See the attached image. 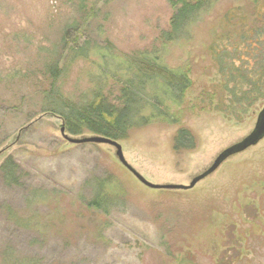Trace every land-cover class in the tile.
Wrapping results in <instances>:
<instances>
[{
  "label": "rangeland",
  "instance_id": "1",
  "mask_svg": "<svg viewBox=\"0 0 264 264\" xmlns=\"http://www.w3.org/2000/svg\"><path fill=\"white\" fill-rule=\"evenodd\" d=\"M172 1L0 0V169L12 159L20 170L18 186L0 172V264H264V138L192 189L160 191L142 185L114 148L68 143L61 118L42 112L52 61L67 64L58 82L65 98L78 103L100 88L118 105L111 72L126 74V60L143 53L191 82L180 104H166L174 120L153 119L117 141L145 180L189 187L249 137L264 100L214 111L220 77L208 47L225 13L251 0H212L189 39L164 44ZM74 46L89 56L66 63ZM181 131L192 148L175 146Z\"/></svg>",
  "mask_w": 264,
  "mask_h": 264
},
{
  "label": "trees",
  "instance_id": "2",
  "mask_svg": "<svg viewBox=\"0 0 264 264\" xmlns=\"http://www.w3.org/2000/svg\"><path fill=\"white\" fill-rule=\"evenodd\" d=\"M171 5L175 13L161 36L164 44L189 39L190 28L213 8L212 0H173ZM222 22L225 27L220 28L208 47L220 77V94L214 111L232 114L264 100V0H251L248 5L227 11ZM88 56V47L74 46L65 60L71 63ZM125 64H128L127 75H121L120 67L111 72L121 84L116 105L100 88L91 99L83 98L78 103L65 98L58 82L67 76V64L60 66L52 61L43 71L50 88L45 93L42 112L61 118L66 132L73 137L91 134L113 141L125 139L129 130L146 126L153 119L174 120L166 104H180L184 100L191 88L187 75L169 70L159 57L151 59L143 53L130 56ZM175 146L192 148L189 133L181 131ZM19 171L18 165L8 159L0 169L4 184L18 186ZM97 197L93 204L100 208L103 200Z\"/></svg>",
  "mask_w": 264,
  "mask_h": 264
},
{
  "label": "water",
  "instance_id": "3",
  "mask_svg": "<svg viewBox=\"0 0 264 264\" xmlns=\"http://www.w3.org/2000/svg\"><path fill=\"white\" fill-rule=\"evenodd\" d=\"M61 135L62 137L70 144L73 145H84V144H96V145H108L116 150V156L119 162L130 172L132 175L145 187L152 189V190H160V191H178V190H189L192 189L199 181L206 178L210 174H212L219 165L225 161L228 157L240 153L251 146H255L258 142H260L264 138V107L262 111L259 113L257 124L253 133L247 137L243 142L227 149L223 152L211 169L205 172L203 175L195 178L189 187L179 186V185H168V186H160L155 185L147 180H145L137 171H135L125 160L123 155L122 147L117 141H113L111 139L101 137V136H92V137H84V138H73L66 134L65 127L62 126L61 128Z\"/></svg>",
  "mask_w": 264,
  "mask_h": 264
}]
</instances>
